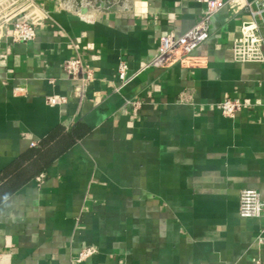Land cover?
<instances>
[{"label": "crops", "instance_id": "1", "mask_svg": "<svg viewBox=\"0 0 264 264\" xmlns=\"http://www.w3.org/2000/svg\"><path fill=\"white\" fill-rule=\"evenodd\" d=\"M33 1L46 14L36 38L2 44L0 175L57 132L46 147L56 157L0 200V264L264 262V216L239 214L242 190L264 199V62L229 50L249 0L214 14L192 54L147 68L161 38L191 29L204 4ZM75 57L94 70L85 90L64 69ZM120 61L133 78L118 90ZM52 94L68 102L49 105ZM229 97L249 106L227 117L217 102ZM87 246L96 252L78 261Z\"/></svg>", "mask_w": 264, "mask_h": 264}, {"label": "built area", "instance_id": "2", "mask_svg": "<svg viewBox=\"0 0 264 264\" xmlns=\"http://www.w3.org/2000/svg\"><path fill=\"white\" fill-rule=\"evenodd\" d=\"M206 6L205 16L191 29L183 34L169 33L160 40V49L156 58L144 68L150 66H171L192 54L197 48L210 38L211 18L232 0H196ZM248 18L241 24L240 34L236 37L229 50L232 58L237 62H264V0H249L243 4ZM46 19L45 12L33 0H0V64L3 42L11 36L14 42H30L37 36V26ZM12 28V34L9 29ZM66 74L81 81L83 90L94 80V70L80 57L65 61ZM128 64L120 61L118 77L121 89L133 78L128 75ZM51 83L53 79L49 80ZM45 101L49 105H62L68 102V97L61 94L48 95ZM135 109L140 108L141 102H133ZM221 112L227 117L235 116L249 103L238 97H229L217 102ZM45 175L40 174L37 181L42 183ZM239 214L245 218L264 216V199L255 189H244L240 193ZM96 252L92 246H87L79 253L78 261H83ZM255 264H264L257 260Z\"/></svg>", "mask_w": 264, "mask_h": 264}, {"label": "trees", "instance_id": "3", "mask_svg": "<svg viewBox=\"0 0 264 264\" xmlns=\"http://www.w3.org/2000/svg\"><path fill=\"white\" fill-rule=\"evenodd\" d=\"M85 131L86 130L83 129L79 131L74 130V133H72L74 136H80ZM55 134H57V132L53 133L51 137L44 139L39 147L31 149L29 153L21 156L10 167L3 171V173L0 175V180H5L3 185L0 186V200L2 197H7V195L13 191H16L20 186L30 179V176L32 177V174L34 175L43 171L52 158L56 157V153H52L51 151L49 153V150L46 149L49 141L53 138V136H55ZM28 158H33L36 162H34L31 166L24 167V161L25 159L28 160ZM47 158H50L51 160L48 161Z\"/></svg>", "mask_w": 264, "mask_h": 264}, {"label": "water", "instance_id": "4", "mask_svg": "<svg viewBox=\"0 0 264 264\" xmlns=\"http://www.w3.org/2000/svg\"><path fill=\"white\" fill-rule=\"evenodd\" d=\"M78 1H79V0H78ZM91 1H93V0H91ZM95 1H96V6H99L101 0H95Z\"/></svg>", "mask_w": 264, "mask_h": 264}]
</instances>
